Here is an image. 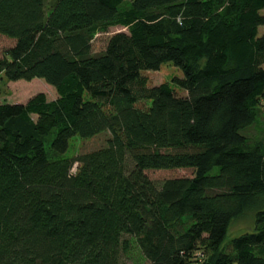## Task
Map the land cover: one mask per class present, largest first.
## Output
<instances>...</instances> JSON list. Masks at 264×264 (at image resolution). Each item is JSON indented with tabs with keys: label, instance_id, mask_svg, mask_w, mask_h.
<instances>
[{
	"label": "trees",
	"instance_id": "16d2710c",
	"mask_svg": "<svg viewBox=\"0 0 264 264\" xmlns=\"http://www.w3.org/2000/svg\"><path fill=\"white\" fill-rule=\"evenodd\" d=\"M260 26L264 0H0V77L56 91L0 97V264H264ZM164 62L182 77L150 86Z\"/></svg>",
	"mask_w": 264,
	"mask_h": 264
},
{
	"label": "rangeland",
	"instance_id": "374dc122",
	"mask_svg": "<svg viewBox=\"0 0 264 264\" xmlns=\"http://www.w3.org/2000/svg\"><path fill=\"white\" fill-rule=\"evenodd\" d=\"M125 29L120 26L111 27L106 33H99L96 35L92 41V50L100 51L104 49L108 37L117 31H124ZM260 34L264 32V27H259ZM14 39L8 38L0 34V55L13 46ZM264 67V65H263ZM148 78L149 85H157L162 82H167L170 84L173 83L175 77H182V72L179 68L174 66L172 62H164L159 70L156 71H147L143 72ZM44 92L48 99H53L56 96V91L53 86L47 84L41 78H34L30 81L17 80V81H7L4 78L0 77V97L2 102L16 103V102H25L30 96L38 93ZM176 93L178 95H186V93L176 88ZM262 119H264V106H261ZM250 133L254 134L255 129H249ZM107 133H100L91 138H80L79 136L73 137L69 142L68 154L74 156L79 153L91 151L97 149L101 146H104L105 139L107 138ZM191 169H178L171 171H162V170H149L147 175L154 180H162L168 177H177V176H189L191 175ZM253 230V215L250 214L244 215L237 220H233L230 224L226 235V241H229L231 238L246 232ZM129 260H134L137 264H148L142 258L139 253V250L133 248L130 252Z\"/></svg>",
	"mask_w": 264,
	"mask_h": 264
}]
</instances>
